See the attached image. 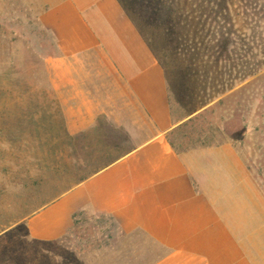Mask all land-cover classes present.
<instances>
[{
    "label": "crops",
    "instance_id": "obj_1",
    "mask_svg": "<svg viewBox=\"0 0 264 264\" xmlns=\"http://www.w3.org/2000/svg\"><path fill=\"white\" fill-rule=\"evenodd\" d=\"M122 1H38L59 50L48 61L59 138L85 172L16 224L57 244L72 216L88 212L152 240L163 250L152 264H264L257 184L232 142L180 145L193 140L184 126L212 102L187 112Z\"/></svg>",
    "mask_w": 264,
    "mask_h": 264
},
{
    "label": "rangeland",
    "instance_id": "obj_2",
    "mask_svg": "<svg viewBox=\"0 0 264 264\" xmlns=\"http://www.w3.org/2000/svg\"><path fill=\"white\" fill-rule=\"evenodd\" d=\"M38 1L0 0V264H152L163 250L140 231L122 234L110 216L82 212L57 244L16 224L85 172L59 138L41 62L54 40L36 23ZM122 2L187 112L212 102L184 126L193 140L180 145L232 142L264 199V0Z\"/></svg>",
    "mask_w": 264,
    "mask_h": 264
},
{
    "label": "trees",
    "instance_id": "obj_3",
    "mask_svg": "<svg viewBox=\"0 0 264 264\" xmlns=\"http://www.w3.org/2000/svg\"><path fill=\"white\" fill-rule=\"evenodd\" d=\"M37 24H38V26L41 28V32L43 33V35H46V34H49V32L46 30V29H44L41 25H40V23H38V21L36 22ZM53 37V36H52ZM53 42H52V45H50L48 48H50L52 51H49L48 53H45L43 56L41 55V59H42V66H43V69H42V72H43V74L46 76V78H47V86H48V89L51 91V89H50V84H49V82H48V75H47V72H46V70L44 69V65H43V60L45 59V58H56V57H58L59 56V50H58V46H57V44H56V40H55V38L53 37ZM58 114V113H57ZM190 122L192 121V119L191 120H189ZM171 144V146L175 149V147H174V145H173V143L171 142L170 143ZM79 214H81V213H75L73 216H72V219H73V223L75 224V218H76V216L77 215H79Z\"/></svg>",
    "mask_w": 264,
    "mask_h": 264
}]
</instances>
